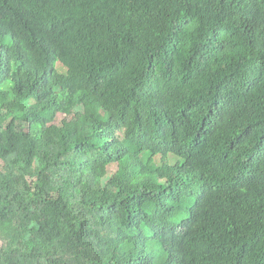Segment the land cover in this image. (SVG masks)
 Segmentation results:
<instances>
[{
    "label": "trees",
    "instance_id": "obj_1",
    "mask_svg": "<svg viewBox=\"0 0 264 264\" xmlns=\"http://www.w3.org/2000/svg\"><path fill=\"white\" fill-rule=\"evenodd\" d=\"M0 234V264H264V0H0Z\"/></svg>",
    "mask_w": 264,
    "mask_h": 264
},
{
    "label": "rangeland",
    "instance_id": "obj_2",
    "mask_svg": "<svg viewBox=\"0 0 264 264\" xmlns=\"http://www.w3.org/2000/svg\"><path fill=\"white\" fill-rule=\"evenodd\" d=\"M64 119V116H61V115H59V117H58V122L59 121H62ZM175 160H172V159H170V164H175ZM158 165V161H156V163H155V166H157ZM1 234H0V247H1V245H2V242H1Z\"/></svg>",
    "mask_w": 264,
    "mask_h": 264
}]
</instances>
